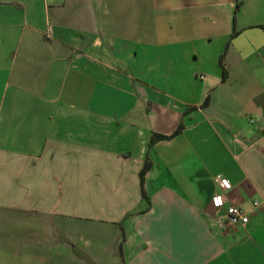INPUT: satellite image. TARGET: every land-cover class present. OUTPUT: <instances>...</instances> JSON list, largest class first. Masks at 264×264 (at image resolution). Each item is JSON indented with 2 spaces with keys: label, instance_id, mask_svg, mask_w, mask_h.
I'll use <instances>...</instances> for the list:
<instances>
[{
  "label": "crops",
  "instance_id": "obj_1",
  "mask_svg": "<svg viewBox=\"0 0 264 264\" xmlns=\"http://www.w3.org/2000/svg\"><path fill=\"white\" fill-rule=\"evenodd\" d=\"M0 264H264V0H0Z\"/></svg>",
  "mask_w": 264,
  "mask_h": 264
},
{
  "label": "built area",
  "instance_id": "obj_2",
  "mask_svg": "<svg viewBox=\"0 0 264 264\" xmlns=\"http://www.w3.org/2000/svg\"><path fill=\"white\" fill-rule=\"evenodd\" d=\"M216 186L220 192H215L211 198V205L217 212L223 214L217 219L220 227H235L248 222L247 211L235 205L224 206L225 197L223 192L231 188L230 182L222 177L216 178ZM219 201V203H217ZM257 203L254 202L253 205Z\"/></svg>",
  "mask_w": 264,
  "mask_h": 264
},
{
  "label": "trees",
  "instance_id": "obj_3",
  "mask_svg": "<svg viewBox=\"0 0 264 264\" xmlns=\"http://www.w3.org/2000/svg\"><path fill=\"white\" fill-rule=\"evenodd\" d=\"M182 129L181 125H178V127L174 130V132H172L171 134L168 135H164V134H157L155 135L154 133L151 135L150 140H148V144H147V149L149 150V148L152 146L153 143V139L154 140H161V139H169L174 137L175 135H177L178 133H180ZM150 166V161H149V156H148V151L146 152V156L144 159V165L141 169L140 172V184L141 186H143V177H144V172L149 168Z\"/></svg>",
  "mask_w": 264,
  "mask_h": 264
},
{
  "label": "rangeland",
  "instance_id": "obj_4",
  "mask_svg": "<svg viewBox=\"0 0 264 264\" xmlns=\"http://www.w3.org/2000/svg\"><path fill=\"white\" fill-rule=\"evenodd\" d=\"M79 212H80V216H82L81 213H85V212H87V209H86V208H85V209L80 208V209H79Z\"/></svg>",
  "mask_w": 264,
  "mask_h": 264
},
{
  "label": "snow or ice",
  "instance_id": "obj_5",
  "mask_svg": "<svg viewBox=\"0 0 264 264\" xmlns=\"http://www.w3.org/2000/svg\"><path fill=\"white\" fill-rule=\"evenodd\" d=\"M217 203H219V201H217Z\"/></svg>",
  "mask_w": 264,
  "mask_h": 264
}]
</instances>
